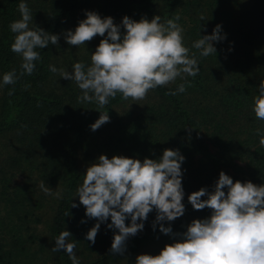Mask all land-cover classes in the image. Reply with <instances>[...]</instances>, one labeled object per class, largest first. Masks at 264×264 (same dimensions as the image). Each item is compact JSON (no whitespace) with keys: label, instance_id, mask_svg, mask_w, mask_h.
I'll return each instance as SVG.
<instances>
[{"label":"trees","instance_id":"trees-1","mask_svg":"<svg viewBox=\"0 0 264 264\" xmlns=\"http://www.w3.org/2000/svg\"><path fill=\"white\" fill-rule=\"evenodd\" d=\"M24 2L33 13V24L57 35L70 21L85 19L86 11H95L101 18L110 16L115 24L121 23L124 16L138 21L142 16L150 20L160 15L161 22H165L179 15L185 46L196 54L199 74L187 78L191 87L184 93L165 95L183 82L177 79L174 84L149 91L146 101L135 110H117L124 101L119 95L99 109L95 103H79L77 98L82 92L68 86L61 89L54 80L52 87L49 65L53 45L37 49L41 60L35 62L34 73L24 75L15 85L0 88V138L11 140L0 166V264H32L33 258H38L34 252L44 251V241L31 250L39 235L30 225L41 221L44 197L29 187L10 189L6 182L7 172L24 161L36 165L47 184L53 179L58 186L54 192H62L61 199L53 196L47 222L50 264H71L63 250L51 252L63 230L71 233L70 240L77 241L75 254L80 264H116L146 244H171L178 239L160 233L159 226L153 230L155 211L143 222V231L127 240L123 256L109 253L116 231L107 228L110 219L101 223L94 244L85 239L96 221L85 216L84 206L74 197L86 170L80 168L78 156L100 112H107L110 118L101 126L108 130L104 146L108 158L122 154L142 160L159 159L164 149H178L184 156L181 169L185 213L173 222H164L165 226L170 223L174 233L186 231L193 219L211 214L208 208L194 210L187 197L202 187L211 191L221 171L233 181L264 184V147L256 134V129H264V121L252 111L253 97L264 80V0ZM19 3L0 0V81L4 73L15 69L19 74L21 70L22 58L10 49L15 34L9 29L11 22L21 18ZM217 24L226 38L213 42L216 55L201 57L192 44L200 36L211 35ZM25 85L29 87L25 89ZM13 88L15 91L9 95ZM71 203L78 207H71Z\"/></svg>","mask_w":264,"mask_h":264},{"label":"clouds","instance_id":"clouds-1","mask_svg":"<svg viewBox=\"0 0 264 264\" xmlns=\"http://www.w3.org/2000/svg\"><path fill=\"white\" fill-rule=\"evenodd\" d=\"M18 10L21 18L11 22L9 29L15 34L10 49L22 58L21 70L19 74L15 69L4 73L0 88L32 75L35 62L41 60L37 49L58 45L60 38L33 24V13L24 0H20ZM85 17L74 31L67 30L63 35L67 44L76 47L102 37L90 55V63L76 62L71 71L49 65V71L76 83L82 92L77 98L79 103H95L103 109L118 95L123 100L141 101L149 91L179 79L183 82L165 93L175 96L191 87L188 77L199 74L197 56L185 46L179 15L165 22H161L160 15L150 20L142 16L138 21L124 16L120 24L110 16L101 18L95 11H86ZM225 38L217 24L211 35L200 36L192 48L199 50L201 57L216 55L213 42ZM14 91L13 88L8 94ZM252 111L264 121V80L253 97ZM109 119L107 112H100L91 130ZM256 134L264 147V129H256ZM184 159L178 149H164L159 159L144 158L142 162L122 155H99L86 167L74 196L84 206L85 216L96 221L85 239L94 244L101 223L110 219L106 226L116 231L109 253L123 256L127 240L143 231V222L155 211L153 230L159 226L160 233L178 239L165 244L157 255H137L135 264H264V184L233 181L221 171L211 191L202 187L187 197L194 210L210 209L208 217L193 219L182 233H174L170 223L165 226L164 222H173L185 213L181 169ZM40 188L45 195L62 198V192H54L44 182ZM71 207L78 205L71 203ZM69 238V231H61L51 252L63 250L71 264H80L75 254L77 241Z\"/></svg>","mask_w":264,"mask_h":264},{"label":"rangeland","instance_id":"rangeland-1","mask_svg":"<svg viewBox=\"0 0 264 264\" xmlns=\"http://www.w3.org/2000/svg\"><path fill=\"white\" fill-rule=\"evenodd\" d=\"M32 22H34V20ZM78 22L79 21L72 20L66 25H64V27L61 30V33L59 34L60 38L58 41V45H53V50L51 53V64L58 69L63 68L67 71H71L73 64L76 62H84L85 64H89L91 53L95 51L97 45L99 44L100 39H102V37L96 36L90 42H86L85 45H81L79 47L67 44L63 34L67 30L74 31ZM30 27H32L31 24ZM122 29L123 28H121V30ZM49 79L52 83V87L54 80L57 87L62 86L60 87L61 89H65V87L68 86L70 90L81 92V90L78 88V86L74 81L63 79L62 77H60L59 73L51 72ZM147 98L148 96L141 101H132L131 99L124 100L120 102V104L117 106V110L124 111L125 109H130V108L135 110L139 106H141L146 101ZM107 135H108V130L105 127L104 128L101 127V129L95 131L92 130V132H88L86 136V143L79 150L78 164L80 168H86L92 162H94L99 155L101 154L105 155L104 146L106 144L105 141L108 140ZM9 141L11 142V140L0 138V166H3L2 158L6 155L7 144ZM35 157H39V154ZM131 158L139 159L141 160V162L143 161L141 158H136L135 156ZM33 162H35V158ZM38 165L41 166L40 164ZM6 177H7L6 182L9 185L10 189H13L14 187L17 186H19L21 189H26L29 187L33 191H35V194L44 197L41 208L42 210L41 221L37 222L36 224L30 223L31 227H34L35 232L39 235V237L36 238L35 242L31 244V250H33V248L36 247L35 244H39L40 241H44L45 242L43 244L44 251L34 252V254H38V258H33L32 264H41V261H44L46 264H50V258H49L50 247L46 240V234H47L48 217L51 212V205L53 204V199H52L53 196L45 195V193L40 188V184L41 182H44L45 185L51 188L52 190H56L58 186L56 185V183L53 184V179L48 180L47 181L48 184H47L42 178L43 177L42 173L37 170L36 165L27 161H24L20 166L12 167L11 170L7 172ZM1 183L2 182L0 177V187H1ZM167 244H169V242ZM164 245L165 243L162 241L151 242L149 244L140 247L135 252V254H132L131 256L126 255L122 257L116 264H135V258L137 255L139 254L157 255L159 251L164 247ZM76 256L79 258L78 254H76Z\"/></svg>","mask_w":264,"mask_h":264}]
</instances>
